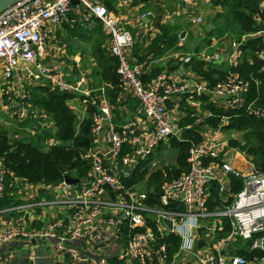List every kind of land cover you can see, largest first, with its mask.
Instances as JSON below:
<instances>
[{
	"label": "built area",
	"instance_id": "obj_1",
	"mask_svg": "<svg viewBox=\"0 0 264 264\" xmlns=\"http://www.w3.org/2000/svg\"><path fill=\"white\" fill-rule=\"evenodd\" d=\"M71 10H87L101 20L108 34L106 48L118 59L120 92L131 91L138 100L149 133H140L141 123L135 121L114 122L104 85L97 100L91 93L93 88L81 87L84 78L69 82L59 69L50 74L52 67L46 61L48 35ZM192 21L201 22L202 18L193 16ZM135 42L134 33L102 0H19L0 12V75L13 78L24 62L27 77H48L52 88L82 92L95 106L90 115L91 138L80 153L89 164L85 173L74 176L77 182H67L65 177L56 184L34 182L50 197L40 195L38 190L28 191L0 206V247L20 239L35 245L42 241L54 255L55 264H257L255 254L231 253L224 248L241 238L246 240L245 246L264 258V171H239L220 161L222 142H191L187 169L160 181L157 201L149 203L146 193L136 191L135 183L128 181L135 174L149 176L160 165L156 145L172 138L186 140L183 132L192 126L182 125L180 118L188 105L195 110L202 104L196 101L198 98H224L230 107L246 102L244 107L257 116L264 113V107L245 101L249 84L234 70L214 83L202 78L180 81L165 72L142 81L144 63L131 60L128 53ZM241 44V39L232 41L231 50L222 53L216 49L209 55L232 65ZM192 56L187 53L182 59L190 62ZM13 85L17 87L12 81ZM4 89L2 93L8 92ZM167 97L171 98L169 109L164 104ZM27 113L24 105L17 111L20 118ZM226 119L227 115L221 116V124ZM56 142L58 139L50 137V143ZM1 158L0 198L9 193ZM221 174H238L242 186L223 207L210 210L208 185ZM12 180L8 186L12 187ZM217 181L222 194L224 182ZM50 207H58V214L47 217L39 212ZM169 236L177 237V245L168 240ZM10 258V254L0 258V264H11ZM28 258L35 262L33 251Z\"/></svg>",
	"mask_w": 264,
	"mask_h": 264
},
{
	"label": "trees",
	"instance_id": "obj_2",
	"mask_svg": "<svg viewBox=\"0 0 264 264\" xmlns=\"http://www.w3.org/2000/svg\"><path fill=\"white\" fill-rule=\"evenodd\" d=\"M139 1V0H134ZM148 1V0H142ZM260 0H215V3L221 4L225 8V11H217L213 18H209L216 23V28L206 31L203 39L198 41L195 48H199L204 43L210 41V36L214 33L221 34L228 30L231 34H234L239 38L241 32L245 30H254L261 24L254 20V11L258 8ZM106 6L110 9L114 7L115 0H103ZM227 13L225 14V12ZM157 15V16H156ZM158 18L159 15L156 14ZM154 18L157 24H163L161 30H157L153 35L148 36L144 33L141 35L142 39H139L134 43L131 48L132 55H129L130 59L135 58L136 61L143 62L145 70L141 73L140 78L142 81L147 82L151 80L158 72L163 69L160 64L149 63L152 58L161 57L165 52L171 48H178L177 41L179 40L178 32L180 30L179 24L177 23H160ZM208 19V20H209ZM153 21V20H152ZM95 24L89 28L86 25L80 23H74L67 25L68 35L66 37L67 43L74 45L71 41L72 37H77L82 43L86 41L88 43L91 57L94 61L92 74L99 78V83H104L105 93L112 101H116L120 92V85L118 80V74L116 72V66L118 64L117 56L109 52L104 44V40L108 38V34L102 29L101 20L96 18ZM153 24V22L151 23ZM166 24V25H165ZM170 24L171 26H168ZM175 31H171L172 29ZM135 32L133 29L131 30ZM58 34V31H57ZM148 40L145 41L146 37ZM242 44L239 47L242 50L241 56L239 57L236 64H230L226 67H214L208 68L204 72V77L210 83H214L217 79L225 76V72L232 70H240L244 78L248 80L250 84L249 89L245 91V101L255 98L257 103L264 104V67L258 54V49L263 47L264 41L259 35L256 36H245L240 37ZM76 40V41H77ZM75 41V42H76ZM132 57V58H131ZM214 69L218 70L219 75L213 76ZM78 73V69H75ZM253 76L258 77L257 83L251 78ZM92 82V81H91ZM32 86L33 93H31L32 103L35 104L40 113L42 111L47 115L51 122L50 126H43L39 124V129L34 133H28L27 140L19 139L15 142L13 147L7 141V138L0 132V156L1 166L5 172L6 186L9 193H6L0 198V206L7 205L11 202L13 194H11L12 187L8 186L9 180L13 177V174L22 176L24 179L31 182H38L44 184H56L60 181L65 173L61 167V164H72L70 171L75 170L76 175H82L88 168V161L80 157V153L87 146L86 139L90 136V125L91 118L87 116L79 122L78 116L69 103L70 100L79 98V94L76 92L60 90L55 87L51 89L48 84H36ZM92 86L94 83L92 82ZM92 93L95 91L92 90ZM80 99V98H79ZM246 103V102H245ZM240 107H233L231 110L226 111V114L233 112L231 121L225 124L226 128H242L241 139L231 140V144H238L241 147L247 148L249 144H252L251 149L248 151L253 154V158L257 159V163L261 160L264 165V114L255 116L248 112H245L244 105ZM95 108L94 104H88L87 111L90 113ZM225 108L214 109L215 115L206 117L210 124H217L220 120L219 114L223 112ZM189 108L186 110L185 116H182V121L190 120L191 115L189 114ZM237 113V114H235ZM30 117L25 119L21 118L18 121V126L21 130L27 128V124L35 123L30 120ZM35 120V119H34ZM37 121V120H35ZM206 121V120H205ZM198 126H201L197 123ZM189 131V130H186ZM188 135L192 132H186ZM27 134V135H28ZM195 136H200V133H196ZM48 137H55L58 139L56 143L47 144L45 141ZM253 140V141H252ZM161 144V143H160ZM171 144L178 146V165L173 166L171 170L173 175H179L182 170H186L188 167L186 156L188 151L189 143L185 141H178L172 138ZM78 169V171H76ZM233 190L238 191L242 186V177L239 175H233ZM209 199L207 206L212 208L214 203L210 197H216V201L219 198L218 185L213 182L210 186ZM238 242L241 243V253L249 254L256 251L246 250L245 241L241 238H237Z\"/></svg>",
	"mask_w": 264,
	"mask_h": 264
},
{
	"label": "crops",
	"instance_id": "obj_3",
	"mask_svg": "<svg viewBox=\"0 0 264 264\" xmlns=\"http://www.w3.org/2000/svg\"><path fill=\"white\" fill-rule=\"evenodd\" d=\"M155 1L158 2V4L160 5L158 6L155 4L157 8V14L159 15L158 18H156L155 17L156 14L153 13V17H151L150 19H144V17H143V20H142V17H140L139 20L131 19V18L127 19L128 17L127 11H124L125 14H122V12H120V9L127 3L130 6H138V7L141 4L144 5L145 2L142 0H139L137 2L134 0H115L114 7L110 8V10L113 11L119 17L121 22L123 21L122 24L124 25L126 24L131 30L133 29L135 31L134 35H135L136 41L138 39L139 41L142 40L140 38L143 33L144 35L147 34L148 36H151L155 32H157L156 27L152 31L154 27L152 26L151 23L153 22L152 19L154 18H156L158 22L160 23L170 22V23L179 24V28H180L179 32L184 30V33L182 36H179L177 45L179 46L178 48L181 49L183 47L186 50L180 51L178 53H175L174 50L170 52L168 50L169 53H166L158 58H152L149 61L150 64L155 63V64L162 65L163 69L161 71L166 72L167 75L169 76H174L178 78H205L203 71H207L208 68L210 69L214 67L213 65H216V67L229 66L226 60H222L218 62L214 58H212L211 55H209L211 51L217 49V50H220L222 53H224L227 50H231L232 49L231 46H233L232 41L239 40L241 39L240 37H245L247 35L249 36L259 35L261 39L264 41V0L259 1L258 8L253 12L254 20L261 24L260 26H257L256 29L245 30L241 32V36H239V38L236 37L234 34H231L230 32H229V37L225 36V34L224 35H214L216 34L214 33L211 35L212 39H210L209 42L204 43L199 48H195V45L198 41L203 39V36L206 35V33L203 31L205 23L207 22L213 23V26L211 29H215L217 26L216 23H214L209 18H213L216 12L219 11V8H217L219 3H215L214 2L215 0H171L172 4L168 2L169 0H164L163 2L162 0H155ZM167 3L169 6H167L166 9L164 10L167 13V15L162 16L161 14V11L163 10L162 7L165 6ZM212 6L216 7L213 9L214 13H212L210 9V7ZM197 15L202 18L201 22L192 21V17L197 16ZM165 16L167 17L166 19H165ZM72 18L74 20H72ZM96 18L97 17L90 14V12L87 10L83 12L82 11L77 12L76 10H71L69 12V15L66 18H64L59 23L58 26L54 27L52 33L50 34L51 36L50 37L48 36V38L52 39V42H49L50 46H48L47 57H48V54H50V57H53V56L56 57V55L58 56V62H55V59H52V62L55 63L53 64V66L57 70L56 73H58V69H59V71L64 74L65 78L66 77H69L71 79L79 78L80 77L79 74L80 73L82 74L83 72L82 67L80 68V65L86 59L85 56L86 55L88 56V53L90 52L88 43L86 41H83L81 43L79 39L77 40V37L71 38V41L74 42V45L67 43L65 39L69 32L67 29V25H64V23L67 22L72 26L74 25V23L77 22V23L86 25L87 27L91 28L96 23L95 22ZM57 31H58V34H57ZM146 40H148L147 37L144 40V43ZM205 47H208V48L205 49L204 56H202L200 53ZM131 48L132 47L128 49L129 55H132ZM257 51L262 61V66L264 67V45ZM187 53H193L192 60L190 62H184L182 59V56L186 55ZM241 53H242V50L239 51V53H237L234 56V61H235L234 64H236V61L238 62L239 57L241 56ZM132 60L136 61L135 58H132ZM25 65L26 64L24 62H21L20 66L15 71V74L13 76V81H15L17 84H18V81L20 80L19 79L20 76L22 77L25 76V74L22 72L25 70L24 69ZM75 69H78V73L75 72ZM212 75L217 77L219 75L218 70L214 69V72ZM24 78H26V76ZM28 78L30 79V77ZM251 78L254 79V76L251 75ZM90 80L92 81V78ZM245 80L247 79L245 78ZM258 80L259 79L257 78L256 83ZM84 82L85 83L82 84V87H85L88 84V82L85 79H84ZM29 84L36 85L34 81H30ZM106 97L110 101V97H108V95H106ZM202 99H204L205 104L206 103L208 104L210 101L207 96H203ZM74 100L79 101L78 98H75ZM115 102L119 103L118 109L121 111V113L115 114L112 110L114 122L124 123L125 121L131 119L138 124L140 123L142 124V122L144 121L143 114L139 110L138 100L134 97L131 91L120 92ZM224 111L225 110H223V112ZM219 118H220V115H219ZM225 126L226 125L221 124L219 120L217 124L208 123L204 127H201L200 130L194 129L193 131H195L194 134L198 132L200 133V139L198 141L215 140V141L222 142V144H225L226 147H228L227 154L224 156V157H227L226 161H228L230 164L234 165L235 167L237 163L236 161L242 162L241 164L242 167H244V169H247L250 166V164L247 163L246 160L252 159L253 154H251L249 151H246L244 147H241L238 144H235L234 146V144L230 143L231 140L241 139V134L243 131L242 128L240 129V128L234 127V131H232L231 128L229 129V128H226ZM204 129H206L205 132H203ZM185 134L186 133H184V135ZM232 147L235 149V152L234 150H230L232 149ZM231 154L233 155L228 156ZM156 155H157V152H156ZM159 155L161 156L162 154H159ZM243 171H246V170H243ZM71 175L73 176V174ZM217 177H218L217 180H220V179L223 180L225 191L222 192V194H219L220 196L217 201L215 197V200L213 202L216 203L217 205L212 208H219L220 206H223L228 201H230L235 195V193L237 192V191H234L232 188L234 184L232 181L233 179L232 174H228V175L221 174V175H217ZM217 180H214L213 182H215L218 185ZM34 186L36 188L38 187V185L36 184H34ZM39 188H40V184H39ZM32 190H28V191L31 192ZM38 191H40L39 192L40 195H44L45 197H50L46 191L42 189H39ZM209 194H210V188H209ZM20 197H23V196H20ZM20 197L18 195H14L12 199H16ZM39 212L41 214L44 213L47 217H53L56 214H58V207L46 208L45 210H39ZM7 245H3L1 247H5ZM14 246H15V243L13 247ZM224 249L225 251H229L231 253L241 254V243L238 242L237 239L232 240L228 245L225 246ZM245 249L248 251L253 250V249H249L247 246H245ZM2 254L4 256H2ZM34 254L36 256V260L32 264L40 263L39 260L45 261L46 264H55L54 255L52 254L51 251L47 249H41L38 251V253H34ZM254 254L257 256V259H258L257 264H264L263 254L260 253L259 251L256 250L247 255L249 256V255H254ZM7 256L8 254L5 255L4 253H0V258L7 257ZM17 258H19L20 261L26 264H28L27 260L30 259L28 258V254H22L21 257H17Z\"/></svg>",
	"mask_w": 264,
	"mask_h": 264
},
{
	"label": "rangeland",
	"instance_id": "obj_4",
	"mask_svg": "<svg viewBox=\"0 0 264 264\" xmlns=\"http://www.w3.org/2000/svg\"><path fill=\"white\" fill-rule=\"evenodd\" d=\"M163 1L164 0H162V2ZM144 2H145V4L144 5L141 4L142 6L140 5L139 7L138 6H130L127 3L120 9V12H122V14H125L124 11H127V16H128L127 19L131 18V19H136V20H139L140 17H142V20H143V17L147 16V14H150V13L152 14L151 17H153V13L157 14V8H156L155 4L160 6L158 4V2H156L155 0H149L148 2L147 1H144ZM168 2L170 4H172L171 0H169ZM167 6H169L168 3L165 6H163V7L161 6L162 9H163L161 11L162 16L163 15H167V13L164 11ZM214 8H216V7L215 6L210 7L212 13H214L213 12ZM217 8H219V11H225V8L222 7L221 4H219L217 6ZM226 13H227V11L225 12V14ZM150 18H148V19H150ZM166 18L167 17L165 16V19ZM152 20H153L152 26L154 27L152 29V31L155 29V27H156L157 30H159V29L161 30L163 24H157L154 21V19H152ZM122 25H124V24H122ZM167 25L171 26L170 24H167ZM125 26L128 27L126 24H125ZM171 31H175V29L173 28ZM50 34L51 33L49 32V35H48L49 37L51 36ZM224 34H225V36L229 37L228 30H226L225 32H223L221 34H214V35H224ZM179 36H180V32H178V37ZM210 39H212L211 36H210ZM49 42H52L51 38H48V46H50ZM104 44H106L105 46L107 47L108 38H106L104 40ZM172 50H174L175 53H178V52L186 50V49L183 48V47L181 49L180 48H178V49L171 48V49H169V52L172 51ZM169 52L167 51L164 54L169 53ZM85 58L86 59L82 62V64L80 63L81 64L80 68L82 67V70H83L82 74L81 73L79 74L80 77L77 78V79L76 78H72L71 79L69 77H66V79L69 82H76L80 78H84L88 82L86 87L89 88V89L93 88V91H95V93H92V91H91V93L98 100L99 97L102 94V90H101L100 86H102L104 83H101V82L99 83V78L92 74V69H93V66L95 64H94V61H93V59L91 57V53L89 52L88 56L86 55ZM52 59H55V62H58V56L56 55V57L55 56L50 57V54H48V57H46V61L49 64L51 63L50 66L52 67V69L50 71V74H55L57 70L53 66V64H55V63L52 62ZM144 70H145V66H144L143 71ZM160 72H162V71H160ZM160 72H158V73H160ZM235 72L237 73V76L239 78L241 77V78H243L245 80V78L242 75V73L240 72V70H237V71L235 70ZM225 73L227 74L228 72H225ZM226 74H225V76H226ZM166 75H167V73H166ZM167 76H169V75H167ZM24 77L20 76V78H19L20 80L18 81V84H17L15 81H13V78L7 79V78H4L2 75H0V132H1V134H3L7 138V141L10 144H12L13 147L15 146L14 143L17 142L19 139L27 140V137L29 136L28 133L29 132L30 133H34L35 129L37 131L39 129V124L41 125V127L50 126V124L52 122V121L49 120V118L47 117V115L43 111H42V113H40L39 108L35 104L32 103L31 99L29 100V98L31 97V93H33V91H34L32 89V86H29L30 85L29 82L30 81H34L35 84H43V85L48 84L51 89H54L55 87L54 88L51 87L50 80L48 79V77H45V76L41 77V78H38L37 80H34L31 77L29 79L27 76H26V78H24ZM169 77L174 78L176 80H180V81L188 79V78H178V77H174V76H169ZM91 78H92V82L94 83V86H92V82L90 80ZM257 78L258 77L254 76L253 80L255 81V83H256ZM202 79L206 80L205 78H202ZM219 79H221V78H219ZM12 81H13V83L17 84V87L14 86V85H13V87L11 86ZM245 81H247V80H245ZM247 84H249L248 81H247ZM249 86H250V84H249ZM1 88H3V89L4 88L5 89L8 88V92L2 93L1 92ZM11 88H13V89H11ZM82 88H84V87H82ZM71 92H74V91H71ZM76 93L79 94V98L80 99L78 97H76V98H78L79 101H76V100L72 99V100L69 101V103L74 108V110H75V112H76V114L78 116V120L80 122L84 118H87V116L90 117L91 112L88 113L87 108H88V104H91V102L87 101L89 97L87 95H85L84 93H82V92H76ZM22 94L29 95V98H27V96L21 97ZM119 94H120V92H119ZM198 99L199 100H196V101L200 102L202 104L195 110H194L193 106H189L188 105V108H189L188 112H189V114L192 117H191L190 120L182 121V123H181L182 125L183 124L184 125L188 124V125L192 126L191 129L189 128V130H190L189 132H192L191 135L190 134L188 135L186 133L188 131L184 130L185 132H183V137L186 138V140H184V141L188 142L189 144H192L191 142H194V143L199 142L198 140L200 139V136L199 135L195 136L197 134H194L195 131H193V130L194 129L200 130V126H198L197 123L202 125L201 127H204L206 124H208L209 121H207L206 117L215 115L216 113L214 112V109L216 110V109H218L220 107L221 108L222 107L225 108V111L223 113L219 114L220 115V122H221V116L227 115V119H226V121H225V123L223 125H225L228 122L229 119H230L229 121H231V118L233 116V112L230 113V114H226L225 113L226 111L231 110L233 107H230L226 103L224 98H216V99H214L213 97L209 96L208 99L210 101H209L208 104L204 103V99H202V97H201V99L200 98H198ZM107 100H108V103L110 105L111 112L113 110V112L115 114H120L121 111L118 109L119 103L112 101L111 98H110V101H109L108 98H107ZM250 100L253 101L252 106H262V107H264V104L257 103L255 98H252ZM13 101H16V102L13 103ZM25 101H28L27 104L23 103ZM170 104H171V101H170ZM196 104H198V103H196ZM23 105L28 109V113L23 119H25L26 117H30L31 118L30 120L32 122H35V123H31L29 125L27 124V128L21 130L20 127H17L18 126V121L21 120V118L17 114V111H19L20 107L23 106ZM138 105H139V110H140V103L139 102H138ZM244 111L248 112L250 114H253L251 109L250 110L246 109V107H245ZM140 112H141V110H140ZM178 112H181V111L178 110ZM261 114H264V113H261ZM177 115L180 117V114H177ZM253 115H255V114H253ZM255 116H257V115H255ZM181 118H180V121H181ZM34 119L37 120V121H35ZM128 121H133V120L129 119V120L125 121V123L128 122ZM147 128H149V124H148V122L146 120L145 122H142V124H141V129L142 130H140L139 132L140 133H149ZM145 129H147V130H145ZM231 130L234 131V128H231ZM205 131H206V129H204L203 132H205ZM184 133H186V134L184 135ZM90 138H91V133H90L89 138L86 139V143L87 144H88ZM45 140H46L45 142L47 144H50V137L46 138ZM171 140L172 139H167V140H164V142H161V144L156 145L157 158L160 159L161 163L156 169H154L151 172V174L149 176L143 177L141 174H135L133 180L128 181L129 183L130 182H134L135 183V185L133 187H134V189L136 191H143V192L146 193L147 201L149 203H151L152 201H157V193L159 191V184H160L161 180L166 179V178H171V177L178 176V175H176V176L173 175L171 170L174 169L173 166L178 165V162L176 160H177V156H178L179 147L177 145L173 146L171 144ZM221 150L222 151H221V155H220V157H221L220 161L221 160H225L226 161L227 157H224V156L227 154L228 147H226L225 144H222ZM230 150H234V152H235V149L233 147ZM245 150L248 151L249 148L247 147V148H245ZM159 154H162V155L160 156ZM232 155L233 154L228 155V156H232ZM84 160H86V159H84ZM261 160H260L259 165H258L257 159L253 158V156H252V159H247L246 162L250 164V166L247 169L248 170L256 169V170L264 171V165L262 164ZM236 162H237L236 163V167L231 164L235 169H238L239 171L247 170V169H244V167H242V165H241L242 162H238V161H236ZM76 171H78V169H76ZM69 173L73 174V176L76 175L74 169H72L71 171L69 170ZM12 174H13V177H12L13 180H12L11 193L13 194V196L14 195H18L20 197V196L24 195L28 190H32V188H33L32 191H37L38 190L33 185V184H35L34 182L27 181V180L23 179L22 176L14 174L13 172H12ZM213 181H211L209 183V185H208V194H209V186L213 183ZM209 195H211V194H209ZM151 196H154V197L152 198ZM207 197L209 198V196H207ZM210 199L213 202L215 200V197H210ZM216 205L217 204L214 203L213 207L216 206ZM221 207H223V206H220L219 208H221ZM208 209H210V210H215L216 209L217 210L218 208H209L208 207ZM225 227L227 228L228 226H225ZM168 240H172L175 245H177V243H178L177 237H174V236H169ZM197 240H199V239H196V241ZM14 243H15V246L13 247ZM44 247L45 246H44L42 241H39L38 244L35 245V244L31 243V242H27L26 240L20 239V240H18L16 242H11L10 244H8L5 247H1L0 248V253H4L5 255L6 254H10L11 255V258H10L11 264H26V263L20 261L19 258H17V257H21L22 254H28L29 252H32V251L34 253H38L39 250L45 249ZM2 256H4V255L2 254ZM27 261H28L27 262L28 264H32V261L30 259L27 260ZM39 261H40V263H38V264H46V262L43 261V260H39Z\"/></svg>",
	"mask_w": 264,
	"mask_h": 264
},
{
	"label": "water",
	"instance_id": "obj_5",
	"mask_svg": "<svg viewBox=\"0 0 264 264\" xmlns=\"http://www.w3.org/2000/svg\"><path fill=\"white\" fill-rule=\"evenodd\" d=\"M18 1H19V0H0V12H2L3 10H5L6 8H8L9 6L15 4V3L18 2ZM72 2H73V3H76L77 0H72ZM151 15H152L151 13H150V14H147V16L144 17V19H148V18H150ZM212 26H213V23H211V22H207V23H205L204 28H205L207 31H210V29L212 28ZM183 33H184V30L180 32V36H182ZM22 72H23L24 74L26 73L25 70L22 71ZM31 78H33V76H32ZM81 87H82V86H81ZM170 101H171V98H170V97H167V98L164 99V103H165V105H166L167 108L170 107ZM251 147H252V144H249V145H248V148L250 149ZM61 167H62L63 171L66 172L64 177H65V180H66L67 182H77V181H78V177L71 176V175H69V174L67 173V172L70 170V168L72 167V164H70V163H68V164L64 163V164H61ZM166 222H167L168 224H170V223H169V220H166Z\"/></svg>",
	"mask_w": 264,
	"mask_h": 264
}]
</instances>
